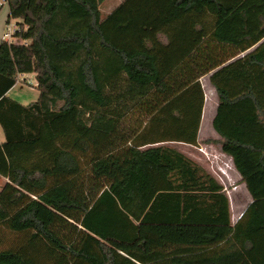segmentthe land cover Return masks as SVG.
Here are the masks:
<instances>
[{"label":"trees","instance_id":"1","mask_svg":"<svg viewBox=\"0 0 264 264\" xmlns=\"http://www.w3.org/2000/svg\"><path fill=\"white\" fill-rule=\"evenodd\" d=\"M103 1L6 0L19 40H0V244L2 229L15 237L0 246V264H193L191 249L230 237L238 247L224 253L225 264H264V85L254 79L264 74V39L226 61L264 35V0H168L162 20L205 11L215 25L164 69L153 46L107 35ZM92 41L129 78L152 83L136 103L144 115L137 124L83 104V90L100 99L93 58L102 52ZM78 49L85 55L72 78L62 66ZM213 68L212 126L252 196L234 225L222 185L204 168L171 146L140 147L196 143L199 77ZM26 72L38 95L21 103L6 91Z\"/></svg>","mask_w":264,"mask_h":264},{"label":"rangeland","instance_id":"2","mask_svg":"<svg viewBox=\"0 0 264 264\" xmlns=\"http://www.w3.org/2000/svg\"><path fill=\"white\" fill-rule=\"evenodd\" d=\"M167 2L168 0H104L101 4L103 27L107 35L118 43L132 48L143 45L153 46L159 57L160 66L164 69L173 64L176 57H180L188 50L192 52L193 47L209 35L215 25L214 17L205 11L188 14L179 22L170 19L162 20ZM5 6L6 4L1 5V7ZM14 21L16 20L14 19ZM250 31L251 33L258 32L259 26L254 25ZM263 39L264 35L246 49L238 50L235 54L230 55L226 61L243 56L245 52L253 49ZM92 44L94 51L102 52L95 54V58H93V65L98 76L100 99L94 100L83 90L80 95L83 104L87 107H98L121 115L125 125L137 124L144 118V115L136 107V103L150 90L152 83L129 78L114 54L106 53L107 49L99 44L97 47L94 41ZM227 45L226 48L229 47V50L236 49V44ZM49 46L51 48V44ZM80 54L84 56L85 52L82 49L75 50L68 62L69 68L66 65L62 66L63 72L72 78L78 76L80 61L77 55ZM101 70L105 71L103 76L100 74ZM22 79L25 80H17L10 96L28 100L27 102L35 100L38 95H36L38 90L35 86V76L29 74L32 83L28 82L26 78ZM206 79L207 75L205 74L204 80L206 81ZM254 79L257 85H264V74L255 73ZM208 120L209 117L206 114L201 121L202 134L206 132ZM233 124L238 126L240 122L234 120ZM228 186L231 187V184ZM232 200L234 201V199ZM2 231L4 232V242L0 246L10 243L15 237L14 233L6 229H2Z\"/></svg>","mask_w":264,"mask_h":264},{"label":"crops","instance_id":"3","mask_svg":"<svg viewBox=\"0 0 264 264\" xmlns=\"http://www.w3.org/2000/svg\"><path fill=\"white\" fill-rule=\"evenodd\" d=\"M7 15L8 6L6 4L5 7L0 8V40L3 38ZM215 69L216 68L213 70ZM211 72L205 73L207 75L206 81L204 80L205 74H202L199 77L204 91V103L202 107L196 143H189L180 140H162L154 143H147L141 145L140 147L144 148L151 145L171 146L183 152L202 168H204L215 178L218 183L222 185V191L225 193L228 200L229 221L232 225H234L237 221L243 219L242 214L247 205L252 201V196L248 191L245 182L242 180L241 174L235 168L231 156L221 150V146L218 141L219 133L212 126V118L216 112L218 100L215 88L209 78ZM29 74L35 76L34 72L20 73L18 74V79L22 80V78H26L27 80L29 78ZM15 83L6 91L7 95L10 96V92L13 89V86H15ZM30 83H32V81H30ZM37 94L38 91L36 95ZM12 98L18 100L21 103H28V100L15 97ZM206 114H208L209 120L208 125H206L205 128L206 132L202 134V129L200 128L201 121ZM3 140L4 134L2 128L0 127V142ZM6 180L7 177L0 174V186ZM228 184H231V187H229ZM232 199H234V201ZM236 247H238L237 241L235 238L230 237L215 245L207 246L201 249H191L189 253L193 264H225L228 263V261L227 259L223 258L224 253L229 251L231 248Z\"/></svg>","mask_w":264,"mask_h":264},{"label":"built area","instance_id":"4","mask_svg":"<svg viewBox=\"0 0 264 264\" xmlns=\"http://www.w3.org/2000/svg\"><path fill=\"white\" fill-rule=\"evenodd\" d=\"M5 3H6V0H0V6L5 4ZM16 28L17 27H16L15 21L13 19L6 22L5 30L3 33V38L8 40V41H18L19 39L14 35ZM27 81L30 82L31 80L28 78Z\"/></svg>","mask_w":264,"mask_h":264}]
</instances>
